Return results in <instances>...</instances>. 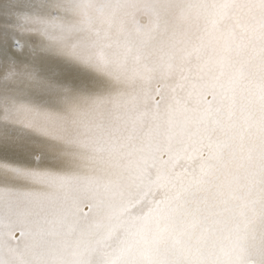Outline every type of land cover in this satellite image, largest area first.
Segmentation results:
<instances>
[{
	"label": "snow or ice",
	"instance_id": "1",
	"mask_svg": "<svg viewBox=\"0 0 264 264\" xmlns=\"http://www.w3.org/2000/svg\"><path fill=\"white\" fill-rule=\"evenodd\" d=\"M0 264H264V0H0Z\"/></svg>",
	"mask_w": 264,
	"mask_h": 264
}]
</instances>
